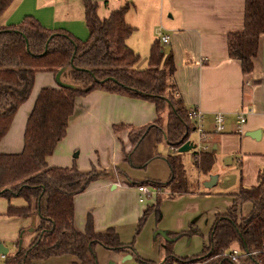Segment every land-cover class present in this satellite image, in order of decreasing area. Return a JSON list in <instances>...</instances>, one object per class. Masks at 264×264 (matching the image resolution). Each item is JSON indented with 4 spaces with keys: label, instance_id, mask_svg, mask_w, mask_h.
Returning a JSON list of instances; mask_svg holds the SVG:
<instances>
[{
    "label": "trees",
    "instance_id": "trees-1",
    "mask_svg": "<svg viewBox=\"0 0 264 264\" xmlns=\"http://www.w3.org/2000/svg\"><path fill=\"white\" fill-rule=\"evenodd\" d=\"M13 2L0 0V19ZM126 12L127 7L115 10L101 20L97 16L96 3L86 1L84 21L88 38L84 41L63 30L46 29L30 16L16 26L0 27V142L7 135L19 107L29 100L38 73L55 76L60 73L67 75L70 82L67 86L40 90L26 122L22 152L0 154V198L8 202L20 198L25 202L23 207L9 206L6 216L27 219L35 214L39 217V224L33 229V241L19 248L18 238L16 252L3 256L0 264H35L63 256L74 259L71 264H98L96 248L99 246L115 253L126 252L139 263L146 264L135 252L134 240L129 245L123 244L114 228L96 232L91 216L87 217L83 232L75 230L74 199L99 175H82L75 167L51 168L47 165L56 145L67 136L68 121L77 99L94 91L142 100L155 107L156 119L152 123L136 129L113 128L115 134L128 129L127 148L122 149L125 162L142 169L160 158V144L174 151L164 159L170 171L167 183L148 181L129 185L155 190L164 185L163 189L169 193L166 197L170 198L192 193L187 188L181 153L177 151L195 132L190 118L194 108H186L177 91L169 44L156 38L149 48L147 67H137L139 56L127 44L135 30L126 23ZM243 18V29L227 36V52L247 77L253 72L259 40L264 35V0H244ZM167 83L174 99H170L169 112L163 119V94L169 90ZM193 159L198 172L208 174L216 164V152L202 149L193 153ZM237 195L239 202L235 199L226 216L215 220L200 256L179 259L171 253V242H168L164 248L165 264H233L228 258L233 246L261 253L239 264H264V169L258 174L256 186L242 188L234 194ZM160 201L157 198L153 206L146 207L134 239L152 211L159 220ZM246 204L250 212L243 217L241 207ZM191 229L186 235L170 237L175 241L182 236L189 238L198 234L196 231L190 233Z\"/></svg>",
    "mask_w": 264,
    "mask_h": 264
},
{
    "label": "crops",
    "instance_id": "crops-1",
    "mask_svg": "<svg viewBox=\"0 0 264 264\" xmlns=\"http://www.w3.org/2000/svg\"><path fill=\"white\" fill-rule=\"evenodd\" d=\"M86 1L96 3L97 16L101 20L102 16L105 19L111 12L127 7L125 21L135 30L127 44L133 51L135 46H139L137 35L143 22L149 26L147 39L144 40L146 45H152L159 30L169 37V49L175 65L174 79L180 98L186 108H196L203 116V129L208 139L202 148L216 152V165L220 160L231 157V165L226 167L233 168L238 175L231 174L232 178L222 182L216 191L204 187L205 192L173 198L166 197L169 195L166 189L146 198L138 191L139 187L129 185L132 182L127 178L103 181L97 192L94 193L91 187L85 194L75 197L73 226L76 231L83 232L87 217L91 216L96 232L103 233L108 228H114L123 244L129 245L134 240L135 252L146 264H165L164 248L168 242L156 235L157 232L172 239L170 235H186L192 227L202 237L198 234L189 238L182 236L170 245L171 253L176 257L194 259L200 256L207 244L215 220L226 216L235 199L234 194L242 188L256 186L258 174L264 169V35L259 40L253 72L245 77L240 64L230 59L227 52L228 34L243 29L244 0H14L0 19V27L16 26L30 16L46 29L63 30L84 41L88 38L84 21ZM146 62H149L147 55L137 67L143 69ZM55 77L52 73L35 76L31 100L29 98L19 107L7 135L0 142L1 155L22 152L25 126L34 101L41 89L57 87ZM60 81L70 84L67 75L60 76ZM151 108L145 101L103 91H94L77 99L68 121L67 137L47 159L48 167L70 166L72 151L78 148L73 142L80 139L92 146L86 156L100 144H105L107 149L103 152L101 163L114 171V165L120 161V152L116 138L109 131L111 124L121 121L136 126L149 124ZM217 113H222L225 118V130L218 135L213 134L212 129ZM239 113L246 116V123L240 132L237 130ZM257 133L259 136L251 137V134ZM190 139L191 135L188 143L192 149L186 153H192L195 148ZM124 140L127 144V137ZM152 162L164 165L165 160L157 158ZM86 164L84 158L79 166L84 168ZM168 169L165 168V175L160 179L163 184L170 178ZM214 183L213 186H217L218 181ZM157 198L161 200L158 205L159 220L152 211L134 239L144 210L153 206ZM9 206L23 207L25 202L20 198H13L10 202L0 198V242L4 246L6 228L3 229L2 224L11 221L6 216ZM241 209L242 216L243 212L244 215L250 212L247 204ZM19 221L31 224L23 232L19 229L20 240L26 232L32 235L24 246L27 247L35 237L33 229L39 224V217L33 214ZM13 250L15 253L16 246ZM129 256L126 252L115 253L100 246L96 248L98 264H141L134 257L128 259ZM55 259L51 264H71L74 261L69 256Z\"/></svg>",
    "mask_w": 264,
    "mask_h": 264
},
{
    "label": "rangeland",
    "instance_id": "rangeland-1",
    "mask_svg": "<svg viewBox=\"0 0 264 264\" xmlns=\"http://www.w3.org/2000/svg\"><path fill=\"white\" fill-rule=\"evenodd\" d=\"M103 17L105 16H102V19ZM141 27H142L141 32H139L137 35L138 39L140 40L139 46L138 47L135 46L136 48H134V51L138 54L140 61L144 58L145 55L149 56V48H150V46L146 45L144 42V40L147 39V36H148L149 26L145 22H143V24H141ZM147 63L148 62L143 64L142 68H146ZM167 85L169 84L167 83ZM34 90H35V86H34ZM31 96H32V93L30 95V100H31ZM170 99H174V98L171 95L170 85H169L168 92L166 91L163 94V100L165 102L163 104V107H165V110L162 115L163 119H165L166 114L169 112L168 104H171ZM150 105L152 106L153 109L151 108V118L148 121L149 123H152L156 119V110L152 104ZM139 125L140 124H137L136 126L134 124L125 123L122 121L111 124L109 131L111 135H113L116 138L117 144L119 146V152H120V161H119V164L114 165V168H115L114 171H112L111 169L105 168V166H103L101 163L103 152L104 150L107 149L105 144H100L98 148H95L92 150L90 155L86 156V154H89V152L91 151L92 146L88 144L87 142H85L84 140H80V139H77L73 142L75 145H78V148H75L72 151L71 165L66 166L64 168L75 167L76 170L82 175H87L89 173H95L99 175L98 178L95 179L93 182H91L89 186L87 187V189L80 195L85 194L87 190L91 187L93 189L92 191L95 193L99 190L101 182L115 181V178L117 177L127 178L132 183H142V182L144 183L148 181L159 183V184L164 183L160 179L163 178L165 175V168L168 169L166 162H163L164 165H161L159 163L154 164L151 161L145 168L139 169V168L132 167L128 162L124 161V155H123L122 149L123 147L125 148L127 147V144L124 138L127 137L128 129H126L125 131L124 130L121 131L119 134H115L113 128L115 126H123V127H131V128L136 129L140 127ZM198 137H199L198 134L193 132L191 134L192 139H190V141L195 146L194 150L192 151V153L181 154L182 163L186 170L187 188L188 190H190L191 192H194L195 194L200 193V192H205L204 183L208 184L212 180H214L215 182L218 181L217 186H213L210 188L212 191H216L220 188V186H222V182H227L228 179L232 178L231 174L238 175L237 173H235V170L233 168L226 167V165L224 164V160L226 158L224 160L223 159L220 160V162H218L217 165L215 164L212 170L208 174L199 173L198 170L194 167L193 153L199 152V150H201L202 145L204 143L199 142ZM65 139L56 145L53 154L55 153L57 148H59V146L65 141ZM80 152H81V155H79ZM158 153L160 154V158L165 159L167 155L172 154L173 152L165 144H160L158 146ZM84 158H86L87 164L84 168H82L79 166V163ZM163 188H165L164 185H159L158 188H156V190L162 191L164 190ZM235 199H234L235 202L238 203L239 202L238 195L235 196ZM248 213L244 215V212H243V217H246ZM3 220L4 219H2V221ZM9 220L11 221H5L6 223L2 224V228L3 229L6 228V230H4V234H5L4 243H5V246L9 249L10 253L12 254L14 252L13 248L15 247L14 245V243L16 242L15 240L18 239V237H20L21 230L19 229H22V232H23L24 230H26L25 227L30 226L31 224H27L25 221H19V220H25V219L9 218ZM0 222H1V219H0ZM31 229L33 228H28V230H31ZM194 231H195L194 229H191L190 233ZM30 235L31 234H29L28 232L22 234L21 236V247L22 248H24V246L27 244L28 242L27 239ZM198 236H201V235H198ZM54 260L56 259L51 258L48 260H43V261L41 260V261H37L35 264H51V262H54Z\"/></svg>",
    "mask_w": 264,
    "mask_h": 264
},
{
    "label": "built area",
    "instance_id": "built-area-1",
    "mask_svg": "<svg viewBox=\"0 0 264 264\" xmlns=\"http://www.w3.org/2000/svg\"><path fill=\"white\" fill-rule=\"evenodd\" d=\"M157 38H159L160 41L164 44L169 43V37L163 35L160 30L158 32ZM190 118L195 124V132L199 136L198 141L201 143H205V141L208 139V135L204 132L203 129V116L201 112H199L196 108L192 109ZM245 123H246V116L244 115V113H239L237 115V124H238L237 130L239 132L242 130V127L245 125ZM212 129H213V134L216 135L222 134L223 131L225 130V118L222 113H217L214 115ZM202 149L205 150L206 148H202ZM138 191L146 198H149L153 194L157 193V190L144 186L139 187ZM259 256H261V253L258 251L247 252L246 250L240 249L238 246H233L230 249L228 258L233 264H239L243 260H250ZM2 259L3 256H0V260Z\"/></svg>",
    "mask_w": 264,
    "mask_h": 264
},
{
    "label": "water",
    "instance_id": "water-1",
    "mask_svg": "<svg viewBox=\"0 0 264 264\" xmlns=\"http://www.w3.org/2000/svg\"><path fill=\"white\" fill-rule=\"evenodd\" d=\"M60 76L61 74L59 73L55 78H56V84L57 86H63V85H66V84H63L61 83L60 81ZM67 86V85H66ZM256 136H259V133L257 134H251V137H255ZM192 149L191 147V144L190 143H186L184 144L181 148H179V150L177 151L178 153H181V154H184L188 151H190ZM231 161H232V158L229 157V158H226L224 160V164L226 166H230L231 165ZM215 181L212 180L210 183L208 184H205L204 187L206 189H210L211 187H213V185L215 184L214 183ZM159 236H161L164 240H166L167 242H173L174 240L173 239H169L168 236L166 234H163L162 232H158L157 233ZM21 247V240H19V248ZM8 254V249L4 247V245L0 242V256H6ZM131 256L128 257V259H130Z\"/></svg>",
    "mask_w": 264,
    "mask_h": 264
}]
</instances>
